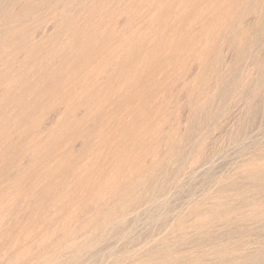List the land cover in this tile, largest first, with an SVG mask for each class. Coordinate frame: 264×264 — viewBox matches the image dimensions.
Instances as JSON below:
<instances>
[{"label":"rangeland","instance_id":"1","mask_svg":"<svg viewBox=\"0 0 264 264\" xmlns=\"http://www.w3.org/2000/svg\"><path fill=\"white\" fill-rule=\"evenodd\" d=\"M0 3V264H264V0Z\"/></svg>","mask_w":264,"mask_h":264},{"label":"bare ground","instance_id":"2","mask_svg":"<svg viewBox=\"0 0 264 264\" xmlns=\"http://www.w3.org/2000/svg\"><path fill=\"white\" fill-rule=\"evenodd\" d=\"M9 1H10V0H9ZM76 1H77V0H76ZM81 2H82V1H81ZM73 3H74V2H73ZM0 4H1V3H0ZM3 4H4V3H3ZM58 4H59V3H58ZM59 6H60V5H59ZM57 11H58V10H57ZM63 16H64V15H63ZM56 17H57V16H56ZM60 17H61V16H60ZM58 19H59V18H58ZM65 19H66V18H65ZM42 20H43V19H42ZM29 21H30V20H29ZM3 29H4V28H3ZM9 30H12V29H9ZM17 31H18V30H17ZM12 34H13V33H12ZM17 41H18V40H17ZM12 44H13V43H12ZM31 45H32V44H30V48H31ZM36 45H37V44H36ZM36 45H35V46H36ZM28 46H29V45H28ZM36 47H37V46H36ZM30 48H28V49H30ZM32 48H33V50H35L34 47H32ZM32 48H31V49H32ZM36 49H37V48H36ZM31 52H32V51H31ZM10 56H12V55H10ZM34 67H35V66H34ZM52 68H53V67H52ZM14 69H15V68H14ZM31 71H32V70H31ZM24 72H25V71H24ZM52 73H53V72H52ZM34 74H35V73H34ZM60 74H61V73H60ZM51 75H52V74H51ZM2 76H3V75H2ZM42 76H43V75H42ZM2 78H3V77H2ZM44 78H46V77H44ZM4 80H7V82H10V79H9V81H8V79H6L5 77H4ZM4 80L2 79V81H4ZM60 80H61V79H60ZM7 82H6V84H7ZM4 83H5V82H4ZM17 84H18V83H17ZM24 84H25V83H24ZM57 85H58V84H57ZM3 87H4V86H3ZM13 87H14V86H13ZM62 87H63V86H62ZM58 89H59V88H58ZM2 90H3V89H2ZM44 92H45V91H44ZM46 92H47V91H46ZM0 93H1V92H0ZM50 93H51V92H50ZM20 96H21V95H20ZM40 96H41V95H40ZM43 97H44V96H43ZM46 97H47V96H46ZM72 100H73V99H72ZM72 100H71V101H72ZM29 101H30V100H29ZM27 105H28V104H27ZM26 112H27V111H26ZM27 114H28V113H27ZM3 115H4V114H3ZM5 118H6V117H5ZM42 132H43V131H42ZM42 132H41V133H42ZM52 134H53V133H52ZM95 134H96V133H95ZM53 135H54V134H53ZM24 136H25V135H24ZM34 136H35V135H34ZM40 136H41V135H40ZM37 137H38V136H37ZM86 137H87V136H86ZM32 138H33V136H32ZM38 138H40V137H38ZM9 139H10V137H9ZM35 139H36V138H35ZM29 141H30V140H29ZM31 142H32V141H31ZM33 142H34V141H33ZM53 143H54V141H53ZM30 144H31V143H30ZM41 144H42V143H41ZM4 146H5V145H4ZM1 147H2V146H1ZM9 147H10V146H9ZM3 149H4V148H3ZM152 154H153V153H152ZM51 158H52V157H51ZM64 159H65V158H64ZM64 159H63V160H64ZM66 159H67V158H66ZM139 162H140V161H139ZM19 167H20V166H19ZM19 167H18V168H19ZM27 179H28V178H27ZM27 179H26V180H27ZM10 184H11V183H10ZM0 194H1V192H0ZM4 194H6V193L3 192V196H4ZM0 196H1V195H0ZM18 204H19V203H18Z\"/></svg>","mask_w":264,"mask_h":264}]
</instances>
